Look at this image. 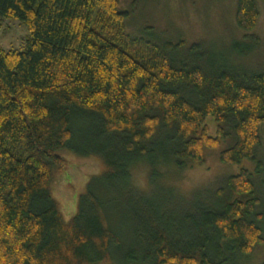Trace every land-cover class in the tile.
<instances>
[{"label": "trees", "instance_id": "1", "mask_svg": "<svg viewBox=\"0 0 264 264\" xmlns=\"http://www.w3.org/2000/svg\"><path fill=\"white\" fill-rule=\"evenodd\" d=\"M119 1L0 0V16L30 33L23 51L0 50V264H226L264 243L250 171L174 212L172 191L158 184L162 170L202 165L204 150L222 144L221 163L263 173L264 73L207 61L199 43L177 59L181 41L130 37ZM258 18L256 0H237L240 30ZM246 42V53L261 44ZM80 123L88 127L77 131ZM68 151L97 156L104 169L65 221L52 188ZM138 165L150 172L146 192L132 184ZM108 193L129 209L126 237L107 224Z\"/></svg>", "mask_w": 264, "mask_h": 264}, {"label": "rangeland", "instance_id": "2", "mask_svg": "<svg viewBox=\"0 0 264 264\" xmlns=\"http://www.w3.org/2000/svg\"><path fill=\"white\" fill-rule=\"evenodd\" d=\"M256 3L259 18L255 29L250 33L240 30L236 25L237 0H120L119 8L130 12L126 23V33L130 37H143L151 41L158 39L160 42L172 44L183 42L179 54L175 55L177 59L185 55L193 43H199L207 61L209 59L219 64L225 61L238 71L264 73V0H256ZM29 37L30 33L21 21L0 16V50L23 51ZM249 37H258L261 44L257 49L246 53V40ZM234 43L240 45L239 56L233 55ZM207 125L209 135L214 137L216 125L211 119L207 120ZM87 127L88 125L80 123L77 125V131ZM260 135L258 158L264 164V125ZM227 148V144H222L219 150L205 149L202 165H194L181 172L172 168L162 170L158 184L172 191L171 198L175 202L171 206L167 205L166 211L174 212L184 207V203L192 202L194 193L198 191L201 192V201L208 199L225 177L236 175L242 169L251 172L260 199L264 201V171L259 175L255 172V164L249 161L239 165L221 163L219 152ZM61 156L68 161L69 166L63 174L56 177L52 194L60 206L64 220L69 221L76 212L78 197L84 194L92 178L101 175L104 166L97 156L84 158L69 151L61 153ZM149 173L145 165L133 168L131 180L135 189L141 192L148 190L151 186ZM156 194L157 192L153 191L150 197L155 203L159 200ZM102 197L110 220L107 224L114 231L117 230L119 236L126 237L131 232L128 207L123 200L109 193L103 194ZM262 236L264 239V234ZM263 263L264 243L256 246L250 255H236L226 264Z\"/></svg>", "mask_w": 264, "mask_h": 264}]
</instances>
